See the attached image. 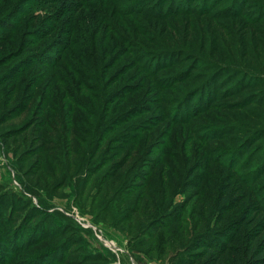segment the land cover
Returning a JSON list of instances; mask_svg holds the SVG:
<instances>
[{
  "label": "rangeland",
  "instance_id": "374dc122",
  "mask_svg": "<svg viewBox=\"0 0 264 264\" xmlns=\"http://www.w3.org/2000/svg\"><path fill=\"white\" fill-rule=\"evenodd\" d=\"M179 2L0 0V264H167L223 184L227 219L264 225V190L218 164L264 133V15H228L264 0ZM217 129L229 141L198 140Z\"/></svg>",
  "mask_w": 264,
  "mask_h": 264
},
{
  "label": "trees",
  "instance_id": "16d2710c",
  "mask_svg": "<svg viewBox=\"0 0 264 264\" xmlns=\"http://www.w3.org/2000/svg\"><path fill=\"white\" fill-rule=\"evenodd\" d=\"M209 1L213 3L210 4L208 9L210 7H216L217 4H219V2L222 0ZM187 3V0H180L178 4L185 5ZM208 9L207 11L203 12L202 16H209L210 12H208ZM257 12L259 13V16H256L255 19H252L251 15L248 16V13H245V17H242L243 14L241 11L229 12L228 15H230L231 18L235 17L238 19L247 17V20L245 21L250 23L253 20L257 21L258 18L264 15V5L261 6L257 10ZM142 13L144 12L142 11ZM201 13L202 12L196 9V16H200ZM4 22L6 21H2L0 23V26ZM7 34L8 33H6V35L1 33V39L3 37H7ZM213 67V64L206 63V66L199 68L200 70L198 71L199 73L196 74V80L199 79L202 74L207 75L208 80L204 81L202 84L207 82L206 86L209 87V84L213 83L212 80H217L218 78L217 75L214 74L218 71H216ZM150 69L151 66H148V70ZM231 69L232 68L228 67L222 70L231 71ZM185 76L186 74H184L183 79ZM169 86L171 85L169 84ZM259 99L262 100L261 103ZM259 99L258 102L260 105H262L264 103L263 98ZM255 100L256 98L252 101L254 105L257 102ZM180 103L181 101H179L178 106L180 105ZM208 107L209 109H205L204 111V108H198L197 112L195 109L194 112L189 116L197 117L200 114L209 112L210 110H212V107L214 109H218V106L214 104L209 105ZM189 118L190 117H188V115L186 114H177L174 116L173 120L182 122L183 119ZM218 131L220 130H210L207 133H202L201 135H199L198 140H205L201 141L202 144L210 143L213 140L229 141V138L225 136V131ZM226 132H229L233 135H243L245 131H237L236 127H233L227 129ZM262 139H264V133L262 135L251 136V138L246 141L247 144H242L237 149L235 148L223 153L218 163L220 166L226 167V169L231 173L230 177H235L237 182L240 183L241 188L244 189V191L251 197H254V194L259 193V191L262 192L264 190V185L262 186L260 184L264 181V158L263 156H261L256 159L258 154L262 151L263 147L261 146L262 148H258L259 151L257 154H254L255 151L252 154L249 153L252 150L253 143H258ZM257 160H260L259 166L256 169H253V163ZM225 186L229 185L223 184L219 188V190L217 188L216 190L211 189L212 191L206 188L207 192L205 196L208 195L209 198L212 197L216 198L217 200L216 202L218 206L216 207V211L213 213V215L217 216V219L214 221V223H211L210 220V222L202 230H198L197 232V229H199L201 226H204L206 221L199 216L196 220V238L187 248H184L183 251H178L177 254L167 262V264H264V238H262V235L264 233V225H257L255 229L248 231V223H246L244 219H227L229 214L237 208L236 206L234 207V205L226 206L225 204H219L224 199H226L227 195L230 192V187L225 188ZM219 197L221 200H219ZM207 202L212 205L211 201H209L206 197L204 198V204L206 206L208 204ZM262 204H260V208L262 207ZM213 208L214 206H212V209H210V213ZM177 223L178 221L176 220L170 222V224L163 223L161 226L163 228L166 227V225L172 226L176 225ZM161 226L158 225L157 227L156 222L154 225L155 231L158 230Z\"/></svg>",
  "mask_w": 264,
  "mask_h": 264
}]
</instances>
